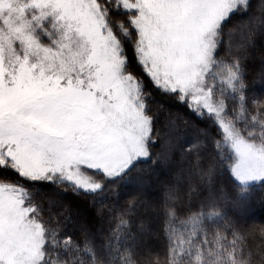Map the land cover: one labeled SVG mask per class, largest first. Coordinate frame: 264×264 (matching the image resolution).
I'll list each match as a JSON object with an SVG mask.
<instances>
[{
	"label": "snow or ice",
	"instance_id": "6c2138e0",
	"mask_svg": "<svg viewBox=\"0 0 264 264\" xmlns=\"http://www.w3.org/2000/svg\"><path fill=\"white\" fill-rule=\"evenodd\" d=\"M251 10L250 0H0V264H264V223L241 214L251 186L264 187V95L247 77L255 33L240 49L225 43L233 14ZM145 80L203 125L190 150L158 130ZM177 158L159 206L166 242L143 247L140 194L118 210L104 200L119 203L142 165ZM40 185L92 197L117 223L98 230L65 205L54 220Z\"/></svg>",
	"mask_w": 264,
	"mask_h": 264
},
{
	"label": "trees",
	"instance_id": "16d2710c",
	"mask_svg": "<svg viewBox=\"0 0 264 264\" xmlns=\"http://www.w3.org/2000/svg\"><path fill=\"white\" fill-rule=\"evenodd\" d=\"M252 10L248 15L239 13L233 14V30L229 37L225 38L226 44H231L234 48L240 49L247 45V41L255 33L254 46L250 48L251 58L247 64V77L249 88L252 95H264V16L259 11L261 0H250ZM137 74L139 69H136ZM148 85L149 91L146 95L150 98L146 100V107L151 108L156 114V125L161 133L169 132L171 136L185 143L189 150L193 144L197 142L198 129L203 125L195 127L188 125V117L184 114L174 101L160 95L151 88L148 81H144ZM159 147V144L156 145ZM180 168V162L177 158L170 165L144 164L142 170L129 178L121 189V197L119 203L116 198L109 196L104 200V204L118 210L123 204L124 199L129 193H138L143 203L136 209L133 220L136 224L141 221L144 228L139 231V243L143 247L152 249H162L166 242V235L159 236L161 216L159 214V206L164 196V185L175 175ZM220 182L227 190H233V181L228 177H221ZM41 190L37 194L46 208L51 211L53 219H59L57 212L62 211L61 205L67 206L74 218L82 222L93 224L98 230L108 229L114 226L117 221L110 216L100 218L97 216V210L101 208L92 197L74 196L71 193L53 192L51 185H40ZM250 199L246 200L245 206L241 209L242 218L248 223H264V187L253 184L249 193ZM183 218V217H181ZM74 232V228L68 229Z\"/></svg>",
	"mask_w": 264,
	"mask_h": 264
},
{
	"label": "clouds",
	"instance_id": "9594fccd",
	"mask_svg": "<svg viewBox=\"0 0 264 264\" xmlns=\"http://www.w3.org/2000/svg\"><path fill=\"white\" fill-rule=\"evenodd\" d=\"M250 239H251V238H250ZM262 239H264V238H262ZM256 243H257V247L262 246L260 241H257ZM257 260H259V256H258V255H257Z\"/></svg>",
	"mask_w": 264,
	"mask_h": 264
},
{
	"label": "rangeland",
	"instance_id": "374dc122",
	"mask_svg": "<svg viewBox=\"0 0 264 264\" xmlns=\"http://www.w3.org/2000/svg\"><path fill=\"white\" fill-rule=\"evenodd\" d=\"M263 87H264V84H263Z\"/></svg>",
	"mask_w": 264,
	"mask_h": 264
}]
</instances>
